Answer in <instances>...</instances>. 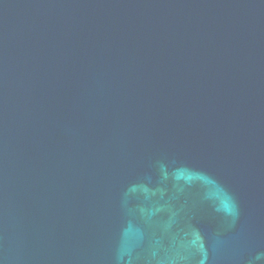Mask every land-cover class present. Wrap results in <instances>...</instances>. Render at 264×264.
<instances>
[{"label":"water","instance_id":"obj_1","mask_svg":"<svg viewBox=\"0 0 264 264\" xmlns=\"http://www.w3.org/2000/svg\"><path fill=\"white\" fill-rule=\"evenodd\" d=\"M0 264H264V0H0Z\"/></svg>","mask_w":264,"mask_h":264}]
</instances>
